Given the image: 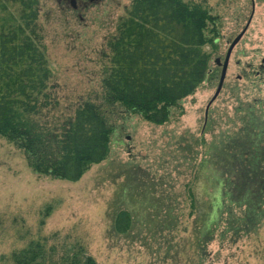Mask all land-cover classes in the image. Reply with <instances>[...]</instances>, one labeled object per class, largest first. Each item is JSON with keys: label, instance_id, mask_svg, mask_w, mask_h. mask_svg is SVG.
Returning <instances> with one entry per match:
<instances>
[{"label": "rangeland", "instance_id": "1", "mask_svg": "<svg viewBox=\"0 0 264 264\" xmlns=\"http://www.w3.org/2000/svg\"><path fill=\"white\" fill-rule=\"evenodd\" d=\"M132 1L97 0L73 10L58 0H40L50 90L59 103L51 115L73 114L88 100L103 105L113 128L110 153L81 179L69 181L36 174L23 151L0 136V264H11L13 252L31 240L44 239L59 252L79 242L98 264H264L263 207L259 226L251 216L250 233L236 235L221 225L200 250L197 211L189 195L200 167L216 175L237 162L257 177L255 185L264 193L257 171H264V164L258 167L244 156L256 150L248 135L257 141L256 134H264V72L256 73L264 57V0H185L204 4L215 16L223 54L227 41L246 26L253 1L255 12L207 115L218 85L210 75L160 125L104 106L107 43ZM211 46H205L210 54ZM259 150L264 154V140ZM124 209L132 213L133 226L118 234L114 220ZM236 210L243 214L247 206Z\"/></svg>", "mask_w": 264, "mask_h": 264}, {"label": "trees", "instance_id": "2", "mask_svg": "<svg viewBox=\"0 0 264 264\" xmlns=\"http://www.w3.org/2000/svg\"><path fill=\"white\" fill-rule=\"evenodd\" d=\"M39 6L40 0H0V136L23 151L36 174L78 181L109 156L113 128L103 105L89 100L73 114L51 115L59 103L50 90ZM212 21L211 11L201 3L133 0L107 43L104 106L109 111L121 107L154 124L168 122L173 109L210 75L212 54L205 46L212 43ZM256 136L253 141L248 135L256 150L244 156L261 167L259 141L264 134ZM239 163L216 175L205 165L195 176L196 189L190 188L189 195L197 211L200 250L221 225L239 234L252 231L251 216L253 225L262 222L257 214L263 212L264 193L255 185L257 177ZM257 171L264 182V171ZM210 175L217 178L209 181ZM244 205L248 212L236 214ZM132 226L133 215L127 209L115 217L116 233L127 234ZM47 245L45 239L31 240L13 252L11 264H98L79 242L60 252L56 245Z\"/></svg>", "mask_w": 264, "mask_h": 264}, {"label": "flooded vegetation", "instance_id": "3", "mask_svg": "<svg viewBox=\"0 0 264 264\" xmlns=\"http://www.w3.org/2000/svg\"><path fill=\"white\" fill-rule=\"evenodd\" d=\"M94 1H97V0H58V2L61 4V3H64L67 5H69V7L71 6V8L73 10H82L84 8H86V6H89L92 2ZM254 12H255V1H253V10H252V13L247 21V28L245 30V33L247 31V29L249 28V25L251 23V20L253 18V15H254ZM213 16V21H212V24H211V27H212V35H213V40H212V54H214V64L215 65H212L210 67V71H209V74L210 76H214V78L216 80H218V83H219V80H220V76H221V72H222V69H223V63L225 61V58L227 56V53H228V50L230 48V45L232 43V41L238 36H235L234 38L232 39H229L227 41L228 43V46L226 48V52L223 54L222 51H221V43H220V40H219V36H220V31L218 29V26L216 25V21H215V16ZM245 28V27H244ZM243 28V29H244ZM242 29V30H243ZM244 33V35H245ZM243 35V36H244ZM243 36L241 37L240 41L242 40ZM239 41V42H240ZM238 42V43H239ZM238 43L235 45V47L232 49V52H231V57H230V61H229V65H228V70H229V66H230V62H231V58H232V54H233V51L235 50L236 46L238 45ZM259 70L256 72L258 74H260L261 72H264V57L261 59V63L259 64L258 66ZM228 70H227V74H228ZM227 78V76H226ZM226 80V79H225ZM225 84V82H224ZM218 86V85H217ZM224 87V86H223Z\"/></svg>", "mask_w": 264, "mask_h": 264}, {"label": "water", "instance_id": "4", "mask_svg": "<svg viewBox=\"0 0 264 264\" xmlns=\"http://www.w3.org/2000/svg\"><path fill=\"white\" fill-rule=\"evenodd\" d=\"M246 28H247V26H245V28L238 34V36L232 41V43L230 45V48H229L228 53H227V56H226L225 61L223 63V69H222V72H221V76H220V80H219L217 89L215 91L214 96L211 98L210 102L208 103V106H207V109H206V115H207V113L209 111V107L212 105V103L215 101V99L218 97V95L220 94L221 90L223 89L224 82H225V79H226V76H227V70H228V65H229L232 49L240 41L241 37L245 33Z\"/></svg>", "mask_w": 264, "mask_h": 264}]
</instances>
